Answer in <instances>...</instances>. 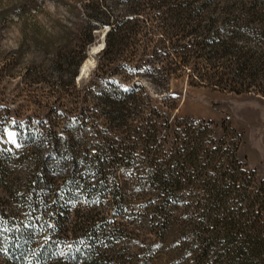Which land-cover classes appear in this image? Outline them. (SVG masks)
<instances>
[{
    "label": "trees",
    "instance_id": "trees-1",
    "mask_svg": "<svg viewBox=\"0 0 264 264\" xmlns=\"http://www.w3.org/2000/svg\"><path fill=\"white\" fill-rule=\"evenodd\" d=\"M79 9L53 49L70 103L59 89L46 111L59 118L29 116L18 148L0 151V264H264V178L240 158L239 133L171 117L140 81L98 84L146 71L170 88L190 68L192 85L264 97V0ZM106 26L92 78L78 86L86 47Z\"/></svg>",
    "mask_w": 264,
    "mask_h": 264
},
{
    "label": "rangeland",
    "instance_id": "rangeland-1",
    "mask_svg": "<svg viewBox=\"0 0 264 264\" xmlns=\"http://www.w3.org/2000/svg\"><path fill=\"white\" fill-rule=\"evenodd\" d=\"M85 1L0 0V151L18 148L19 130L26 126L29 116L45 121L59 118L54 113L46 114L54 108L61 94L59 89L63 88L64 100L70 103L66 90L71 85L68 76H59L53 49L80 21L79 8ZM108 27L97 29L95 41L86 47V57L80 61L75 77L78 86L86 85L92 78L98 54L105 46L102 37ZM225 29L229 33L231 23ZM154 38L164 39L161 33ZM47 43H53L49 53L44 48ZM166 45L169 44L165 40L160 44L162 49ZM90 57L93 58L90 70L80 77V68ZM65 71L69 75L71 69ZM189 73L190 68H187L180 76L172 77L170 88L164 82L160 85L150 83L151 74L146 71L139 75L119 72L98 84L102 86L114 80V83L127 86L140 81L171 117L178 114L182 118L212 121L218 129H222L223 124L230 125L240 135V158L264 178V97L254 92L235 93L207 85H192ZM171 92L179 97L173 109L164 105ZM63 109L59 107L57 114ZM0 194L4 195L1 188Z\"/></svg>",
    "mask_w": 264,
    "mask_h": 264
},
{
    "label": "bare ground",
    "instance_id": "bare-ground-1",
    "mask_svg": "<svg viewBox=\"0 0 264 264\" xmlns=\"http://www.w3.org/2000/svg\"><path fill=\"white\" fill-rule=\"evenodd\" d=\"M95 47H96V46H95ZM92 63H93V58H92V57L88 58V59L84 62V64L82 65V68H81V73H80L81 76H82V75H86V74L89 72V70H90V66H91Z\"/></svg>",
    "mask_w": 264,
    "mask_h": 264
},
{
    "label": "water",
    "instance_id": "water-1",
    "mask_svg": "<svg viewBox=\"0 0 264 264\" xmlns=\"http://www.w3.org/2000/svg\"><path fill=\"white\" fill-rule=\"evenodd\" d=\"M110 29V27H108L106 30H105V32H104V36L102 37L103 38V41H104V43H105V36H106V33H107V31ZM93 53H94V51L93 50H91V55H93ZM82 68V67H81ZM81 68H80V72H81ZM80 77H81V75H79Z\"/></svg>",
    "mask_w": 264,
    "mask_h": 264
}]
</instances>
